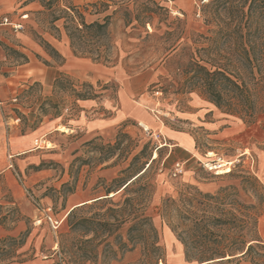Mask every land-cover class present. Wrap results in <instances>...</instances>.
I'll list each match as a JSON object with an SVG mask.
<instances>
[{
	"label": "rangeland",
	"instance_id": "rangeland-1",
	"mask_svg": "<svg viewBox=\"0 0 264 264\" xmlns=\"http://www.w3.org/2000/svg\"><path fill=\"white\" fill-rule=\"evenodd\" d=\"M146 1L59 0L52 8L55 15H60L58 8L77 6L88 23L103 22L110 15L114 63L105 65L87 58L79 59L89 63V66L83 64L80 67L86 69L88 75L94 73L90 68L92 65L97 66L99 74L105 68L115 71L107 83L102 79L95 84L85 76L61 74L71 80H64L63 88L53 91L55 102L64 106L62 115L56 118L53 116L56 110L48 103L51 100L43 98L41 83L22 79L18 68L30 58L61 65L58 56L48 50L43 41H47L48 36L60 39L62 31L65 32V20L52 23L51 12L43 7L41 0H0V15L24 26L19 32L11 26L0 28V228L5 232L0 240L21 236L26 240L18 250L21 257L0 264H146L141 249L119 255L111 262L101 252L95 258L82 260V235L71 231L67 217L73 210L71 198L107 195L109 190L118 189L122 181L131 178L143 166L148 167L147 162L152 160L154 162L143 182L153 184L147 200V213L152 218L162 248L164 261L158 264L201 262L197 248L189 252V261L186 258L185 247L177 234L181 231V228L177 229L181 220L176 206H170L164 214L162 212L165 201L179 200L181 192L188 194L192 208H204L209 215H221L223 209H232L238 215L237 227L222 228L214 236L209 234V239L230 241L242 231L247 233L248 241L255 247L251 255L232 262L217 259L202 264H264V190L261 189L264 188V113L250 119L227 108H218L192 79L198 74L194 63L208 66L205 60L213 53L209 51L211 42L207 39L213 38L222 24L220 18L211 12L213 0L201 6L200 16V0H153L163 7L154 19V26H144L134 17L136 2ZM101 2L111 6L105 9ZM33 3H38L41 8L31 9L29 6ZM125 8L133 12L130 17L125 16ZM24 14H28L26 19ZM226 48V45L221 46V50ZM85 82L95 87L102 95L101 100L107 98L113 103V113L119 108V94L126 93L135 106L139 103L145 109H153L173 127H183L182 117L202 110L206 120L220 117L239 123L244 131L228 141L200 131L199 145L205 156L202 162L192 166L195 180H189V166L181 177L174 178L175 163L166 160L170 148H164L160 157L155 158L156 150L167 146L163 136H155L150 127L149 132L145 131L132 118L107 135L86 136L85 132L66 126L72 125L71 121L79 114L72 88L81 89ZM46 111L69 130L37 133L30 145L21 150L22 154L16 155L11 147L15 136L29 135L31 129L38 128ZM17 118H20L18 123ZM42 138L52 142L50 148L35 150V140ZM142 150L144 153L137 165L128 169L133 157ZM207 157L235 161V168L230 174L218 176L204 167L203 163L209 161ZM110 170L115 171L113 177L107 174ZM65 185L74 187L75 192L65 194ZM114 195L110 194V198ZM32 198L52 206L54 215L64 218L57 234L45 222L35 225L39 213ZM116 201L122 202L124 197L119 195ZM105 211L94 209L87 215ZM252 218L257 219L256 227L250 220ZM247 221L248 224L244 223ZM122 232L125 234L124 230ZM197 240L199 237L189 236L192 247L197 246Z\"/></svg>",
	"mask_w": 264,
	"mask_h": 264
},
{
	"label": "trees",
	"instance_id": "trees-1",
	"mask_svg": "<svg viewBox=\"0 0 264 264\" xmlns=\"http://www.w3.org/2000/svg\"><path fill=\"white\" fill-rule=\"evenodd\" d=\"M41 2L43 7L51 12L52 23L65 20L64 30L75 57L91 59L105 65L114 63L110 15L106 16L103 22L88 23L84 13L77 6L58 8L60 15H55L52 8L59 3V0H41ZM100 4L105 9L111 6L106 2ZM136 7L134 17L144 26L148 24L154 26L156 15L163 9L153 0L141 4L136 2ZM210 8L211 12L220 18L222 24L213 38H206L211 42L209 51L213 53L209 55L208 60H205L208 66L194 63L198 74L193 75L192 79L203 88L209 101L218 108H227L255 119L259 113H264V95L261 96V93H264V0H213ZM124 12L126 17H130L133 13L127 8ZM43 42L48 50L51 49L58 56L61 65L64 64L65 58L49 42ZM222 45L228 48L221 50ZM64 80L71 79L61 75L55 80V92L63 88ZM72 92L77 101L96 100L102 96L91 83L87 82L82 84L81 89L73 86ZM48 103L56 110L53 116L60 117L64 106L53 101ZM44 113L48 115L47 111ZM66 126L71 125L66 124ZM156 152L160 157V148ZM143 153L144 150L133 157L128 169L137 165ZM153 162L154 160L147 162L148 167L143 166L131 178L122 181L115 191L109 190L107 192L109 198L76 207L68 214L67 224L71 227V231L82 235L80 239L83 245L82 260L95 258L101 252L110 258L111 262L119 255L123 256L141 249L146 264H158L159 261H164L158 232L147 213V200L153 191V184L143 182ZM261 189L264 190L263 187ZM63 192L67 195L73 194L75 188L65 185ZM112 193L115 195L110 198ZM119 195L120 198L124 197V201H116ZM170 206H176L181 220V225L177 228H181V231L177 234L185 247L188 261L191 259L189 252L194 248L199 249L200 264L217 259L232 262L239 257L251 255L254 250V245L248 241L247 233L242 231H239L237 238L230 241L208 238L209 234L214 236L222 228L237 227L236 222L240 219L234 210L223 209L221 215H209L204 208H192L188 194L182 192L179 200L165 201L163 214ZM94 209L106 211L87 215ZM250 220L256 227L257 219ZM244 223L248 224V221ZM190 235L199 237V240L195 241L196 247L191 246ZM25 242V236L1 239L0 263L21 257L18 250Z\"/></svg>",
	"mask_w": 264,
	"mask_h": 264
},
{
	"label": "crops",
	"instance_id": "crops-1",
	"mask_svg": "<svg viewBox=\"0 0 264 264\" xmlns=\"http://www.w3.org/2000/svg\"><path fill=\"white\" fill-rule=\"evenodd\" d=\"M29 7L33 10L41 8L38 3H33ZM24 15L28 16V14ZM3 19L4 17L0 15V28L8 26L2 24ZM46 40L65 58V63L62 65L53 62L45 64L39 60H32V58H30L28 62L18 68V74L22 79H31L35 82L41 83V93L44 100L55 102L53 92L54 83L63 73L79 78L85 76V78H87L92 84L98 83L99 80L102 79H105L107 83L113 78L115 72L113 68L100 70L101 73L99 74L97 73V66L92 65L90 68L94 73L90 75H88L86 69L80 68L83 64L89 66V63H83L87 61H83L74 56L70 47L69 38L64 31H62V37L60 39L48 36L46 37ZM47 60L51 62L49 59ZM113 106V103L107 98L103 100L99 98L96 100L90 99L78 101L79 114L71 121L73 124L68 127L72 130L85 132L86 136H95L110 134L115 127L122 126L129 118H132L139 123L143 122L150 127V130L154 131L155 136L158 138L163 136L165 139L167 146L159 148L160 150L167 147L170 148L168 149L169 153L167 154L166 160L172 161L173 163H183L185 170H187V166H189V180H195V175L192 170L193 164L196 162H202L205 156L199 145L200 131H205L208 136L221 137L225 141L235 139L244 131L242 125L239 123H232L220 117L206 120V114L203 113L202 110L197 113H191L189 116L186 115L182 117L181 125L183 127H173L165 123L163 118L157 116L153 109L149 107H146L145 109L144 107H141L139 103L135 106L126 93L119 94V108L115 113L112 112ZM99 110L103 112H99ZM43 118L44 121L41 122L40 126L31 129L29 135L15 136L11 147L13 151L16 152V155H21V150L30 145L34 137L33 135L44 132L52 133L55 130L58 131L59 124L64 126L59 119L54 120L50 115H46ZM107 174L110 175L109 177H113L115 171L110 170ZM106 196L107 195L99 194L83 199L79 196L73 197L71 198V209L104 199ZM4 235L5 232L0 228V238Z\"/></svg>",
	"mask_w": 264,
	"mask_h": 264
},
{
	"label": "built area",
	"instance_id": "built-area-1",
	"mask_svg": "<svg viewBox=\"0 0 264 264\" xmlns=\"http://www.w3.org/2000/svg\"><path fill=\"white\" fill-rule=\"evenodd\" d=\"M208 2H209V0H200V2L198 4V8H199L198 16H200L201 6L204 5L205 3H208ZM27 17H28L27 15L23 16L24 19H26ZM2 24L11 26L15 32H19L24 27L22 23H19V22L15 23L13 21H10V19L7 17H5L3 19ZM157 114H158V112H157ZM16 122L17 123L20 122V118H17ZM145 131L149 132L150 130L145 129ZM49 143H52V142H48L47 140H43V138L42 139H36L34 142V146H35V149L49 148ZM10 157L12 158L13 156H10ZM208 158H209V161H207L206 163H203L204 167L209 171H213L218 176L230 174L233 171V169L235 168V161H227L225 166L223 167L224 173L220 174L218 170L213 169V168L216 167V165L219 164L221 161H223V159H221V158L212 159L214 157H208ZM184 173H185L184 164L181 162H176L174 164V167H173L172 176L174 178H179ZM32 200H33V203L35 205L37 212L39 213V218L36 220L35 225L39 226L43 222H45L46 224H48L51 231L53 233L57 234V232L60 230V228L62 227V225L64 223V218L56 217L53 213L52 206L45 205L41 201H38L34 198H32Z\"/></svg>",
	"mask_w": 264,
	"mask_h": 264
},
{
	"label": "bare ground",
	"instance_id": "bare-ground-1",
	"mask_svg": "<svg viewBox=\"0 0 264 264\" xmlns=\"http://www.w3.org/2000/svg\"><path fill=\"white\" fill-rule=\"evenodd\" d=\"M141 124V126L142 127H144L146 130H149V126L147 125V124H145V123H140ZM69 129L67 128V127H65V126H59L58 127V131H60V132H66V131H68ZM165 146V145H164ZM49 148H50V146H49ZM157 156H158V154L156 153L155 154V158H157ZM227 162V161H226ZM226 162H224V160L223 161H221L219 164H217L216 165V167H214L213 169H216V170H218L219 171V173L220 174H222V173H224V171H223V167L225 166V164H226ZM112 195V194H111ZM113 197V196H112ZM163 264V263H162Z\"/></svg>",
	"mask_w": 264,
	"mask_h": 264
}]
</instances>
